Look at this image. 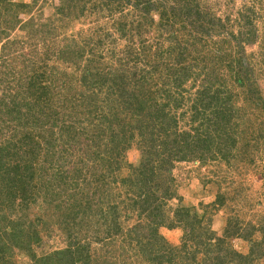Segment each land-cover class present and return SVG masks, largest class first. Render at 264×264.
<instances>
[{
  "label": "trees",
  "instance_id": "obj_1",
  "mask_svg": "<svg viewBox=\"0 0 264 264\" xmlns=\"http://www.w3.org/2000/svg\"><path fill=\"white\" fill-rule=\"evenodd\" d=\"M106 1L112 14V29L116 33L108 32L105 36L97 35V39H92L93 34L90 30L87 38L81 34L82 45L70 41L65 48L60 49L61 54H73L75 51L72 50L75 49L72 45L75 44L76 50L84 51L83 57L88 55V58L82 71L63 72L60 90L66 93L65 100L72 106L70 118H75L62 124L63 134H67L66 142H69L67 148L64 145L58 148L62 137L56 139L54 133L51 141L48 138L45 140L47 162L40 168H47V176L34 182L39 171L37 162L43 148L40 146L41 141L34 139V136L25 131L27 121L24 122L23 118H18L17 122L12 118L4 120L0 118L1 133L7 135V139L0 144V180H3L0 182L6 184L0 189L1 202L13 205L12 196H8V184L12 186V183L6 178L12 171H16V175L11 177V180H15L13 187L17 193L23 194L26 203L35 204L43 200H48L49 204L57 202L58 210L62 209L67 213L65 223L67 219L74 222L73 218L75 220L78 216L82 217L93 208L86 188L95 187L100 190L101 185L106 183L105 177L108 178L107 164L110 163L112 173L111 163H118L122 149H119L121 144L115 141L116 137L122 135L127 142H133L137 137L141 153L140 163L133 166L132 176L122 178L128 192L133 190L132 192L137 194V199L128 196L129 203L124 208L128 214L136 210L139 214L149 211L154 222L151 227L147 224L139 225L140 230L135 232V235L139 234L137 249L141 252L143 262L148 264H188L187 259H179L178 262L175 259H166L171 246L167 245L165 248L160 246L157 228L161 225L174 228L175 224L167 225L162 221L161 204L157 206L153 203L159 198L155 195L156 192L149 191L148 183L155 181V178L166 170L163 165L169 163L173 167L170 158L175 162L198 160L205 163L210 158L213 160L227 158L233 149L241 156L242 152L238 149L240 141L247 148L253 146V140L257 139L253 129L248 134L249 126L245 123L238 133L236 130L241 124H236L235 119L241 121L248 115L240 111L241 107L237 103L240 94L237 90L240 88L248 90V94L252 96L259 92L254 78L257 72L255 60L248 58L245 52L247 46H253L259 39L254 28L255 21H259L258 10L254 5L245 7L240 13L242 18L238 23H243L242 27L248 28L240 29L237 35L233 33L230 37L223 33L226 27L222 16L216 15L210 11L211 9L208 12L201 9V0H183L184 5L178 7L175 4L169 11H164L166 6L164 2L160 8L162 2L160 0ZM18 5L23 6L22 3ZM129 5L139 12L136 14L133 11L134 17L127 11L126 7ZM10 6L13 7L14 3ZM74 6L73 3L64 6L65 10L61 13L69 16L77 12L82 15V10L86 9V3L83 6ZM117 13L121 14L119 18L114 16ZM4 14L6 19L0 25L13 28L16 22L14 19H8L9 13ZM155 14L159 15L158 25L162 34L157 35L155 43L151 44L150 38L144 37L149 32H144V27H149V30L152 28L153 22H156ZM178 17L189 30L182 35L178 33L180 31ZM7 33L5 30L1 31L4 36ZM49 42L50 40L48 44ZM136 43H142V48L138 51L133 49L138 46ZM235 48L237 51L233 53L232 50ZM50 49L55 51L54 48ZM32 52L37 55V50ZM49 53L51 55L50 51ZM81 56L73 54L67 57L66 61L70 60L72 63L78 60L77 67H80L79 63L83 61V58L80 59ZM204 58H208L209 61L204 62ZM39 60L40 58H37L36 62ZM223 72L226 75H223ZM46 74L36 72L33 82L28 79L29 86L24 87V93L27 94L26 91L31 90L32 83L34 88L43 89L42 83ZM3 82L0 109L7 108L9 113L17 110L23 116L27 115L25 109V106L28 107L26 103H29L27 98L23 99L20 94L13 95L9 92L10 87L15 84L12 76L6 77ZM187 83L188 88L185 86ZM79 115L84 116L95 133L94 145L82 147L83 151L75 155L70 147L73 145L71 141L77 138V127L84 122ZM187 115L191 132L178 129V125ZM25 154L32 155L31 160H26ZM121 166L116 165L119 169ZM37 188L43 197L35 193ZM27 189L32 192L28 198ZM111 206L113 205H109L111 210L108 213L112 220L119 224L122 210L120 206L115 205L113 209ZM193 210L192 207H184L177 211L176 218L180 226L186 228L195 223L198 213ZM20 220L4 218V225H0L3 230L0 233L1 249H23L24 247L20 245L23 243H26V247L32 248L41 243L42 237L37 221L31 219L23 224ZM243 227L238 221L236 223L229 221L226 233H231L222 240L226 241V244L219 243L220 249L228 246L227 239L235 237L251 243L250 253L245 255L234 250L227 257L220 255L223 257L215 264H252V255L255 251L261 252L259 257L264 255V221L258 225L249 224L246 227L249 232L241 229ZM146 228H150L151 233L146 234ZM132 231L135 230H130V233ZM255 234L262 235V240L256 241ZM3 236H7L10 241L2 242ZM216 244L210 245L209 252L217 251ZM85 251L87 248L84 245L79 244L76 248L70 243L67 248L57 249L43 256L32 252L31 258L33 261H40V264H78L80 259H89ZM220 253L218 252V255Z\"/></svg>",
  "mask_w": 264,
  "mask_h": 264
},
{
  "label": "rangeland",
  "instance_id": "obj_2",
  "mask_svg": "<svg viewBox=\"0 0 264 264\" xmlns=\"http://www.w3.org/2000/svg\"><path fill=\"white\" fill-rule=\"evenodd\" d=\"M160 1H162L160 8L163 7V2L166 5L164 11H169L175 4L178 7L184 5L183 0ZM201 1V9L206 12L211 9L210 11L216 15L222 16L226 27L223 29V33L230 37L233 33L237 35L240 29L246 30L248 28L242 27L243 23H238L239 19L242 18L240 13L245 7L254 5L258 10L259 21H255L254 28L259 39L253 46H247L245 52L248 58L255 60L256 65L255 63L254 65L257 72L254 78L257 83L256 89L259 92L252 96L248 94V90L242 88L237 90L240 94L237 102L241 107L240 111L248 115L244 116L245 120L244 118L241 121L235 119L236 124H241L236 130L238 133L241 132V127L247 123L249 126L248 134L253 129L257 139L253 140V146L251 145L249 148L242 141L238 143V149L242 152L241 156L233 149L227 158L217 160L210 158L205 163L198 160L175 162L170 158L173 167L169 163H167L168 165L162 164L166 170L156 177L155 181L149 182L148 186L149 191L156 192L155 195L159 198L153 203L157 206L161 204L162 221L167 225L175 224L174 228L162 225L157 228L160 246L164 248L167 245L171 246V251L166 255V259H175L177 262L179 259H187L188 264H215L223 257L220 255L227 257L234 250L247 255L251 250L250 242L235 237L227 239L228 246L220 249V244H226V241L222 242L223 238L226 239L228 233H231H226L229 228V221L240 222L244 226L241 229L248 232L249 229L246 227L249 224L258 225L264 221V104H262L264 103V6H262L264 0ZM10 2L14 3L13 7L10 6ZM18 3H22L23 6H19ZM72 3L75 5L74 7L83 6L86 3V9L82 10V15L77 12L74 15L69 14V16L61 13L65 10L63 9L64 6H69ZM107 3L106 0H0V24H3L6 19L4 12L10 14L9 20L14 19L16 22L13 28L0 25V97L4 89L3 81L6 77L12 76L15 84L10 87L9 92L13 95L20 94L21 98H27L26 100L29 101L26 103L28 107L25 106L27 115L23 116L17 110L9 113L8 109L4 108L0 109V118L2 117L3 120L12 118L16 122L18 118H23V121L26 120L28 123L25 131L34 136V139L41 141L40 146L43 149L37 162L39 171L34 182H38L48 175L47 168H40L42 165L45 166L44 163L47 162L45 140L48 138L51 141L54 133L56 139L59 136L62 137L58 143V148L62 145L67 148L69 145V142H66L67 134H63L62 124L75 117L70 118L72 106L65 100L66 93L60 90L63 72L82 71L86 66V58H88V55L83 57V55L85 56L84 51L76 50L77 47L73 44L72 48L75 49L72 50L75 51L73 54L82 55L80 59L83 58V61L79 63L80 67H77L78 60L72 63L70 60L66 61V58L73 54H61L60 49L65 48L70 41L82 45L81 34L87 38L90 30L93 31H91L92 39H97V35L98 37L105 36L108 32L116 33L112 29L113 19L108 8L109 3ZM126 8L134 17L132 12L135 13L136 10L133 6L129 5ZM138 13L136 12V14ZM158 14L154 15L156 22H153V26L150 23L152 26L150 30L149 27H144V32L149 31L144 37L150 38L151 44L155 43L157 35L162 34L160 25H158L160 23ZM120 15L117 13L114 16L119 18ZM178 18L180 26L178 33L182 35L189 30L183 26L185 24L182 19ZM228 22L229 24H227ZM3 30L8 32L6 36L1 34ZM193 32L195 33V31ZM48 40H50L49 44ZM125 44L128 43L125 42ZM50 48H54L55 51ZM141 48L142 43L133 49L138 51ZM48 49L51 52V58ZM34 50H37V55L33 54L32 51ZM232 51L235 53L237 50L235 48ZM37 58L40 60L36 62ZM207 60L209 61L208 58H204L203 61ZM226 69L228 68L226 67ZM36 72L47 73L42 83L43 89L34 88V83H32L31 90L26 91L27 94L24 93V87L28 88L29 81H32ZM223 75L226 73L223 72ZM185 86L188 88L189 83ZM54 90L55 92H52ZM31 102H34V105ZM240 116L242 115L240 114ZM79 117L84 119V122L83 125L77 127V138L71 141L73 145L70 147L75 155L83 151L82 147L94 145L95 133L92 132L90 124L85 121L84 116L79 115ZM110 117L112 119L111 115ZM55 123L57 124L54 125ZM178 129L180 131H192L188 115L185 120L180 122ZM6 139L7 135L1 133L0 129V144ZM116 139L115 141L121 144L119 149H122L118 163H111L113 166L112 173L110 163L107 164L109 167L108 178L105 177L106 183L101 185L100 190L95 187L86 188L88 199L92 202L93 208L86 215L78 216L75 220L73 218L74 222L67 219L65 223L67 213L62 209L58 210L57 202L49 204L48 200H43L35 204L26 203L23 194L17 193L13 187L15 180H11V177L16 175V171L9 174L6 179H9L8 181L12 183V186L8 184V196H12L13 205L12 203L3 204L1 202L2 195H0V225H4V218L8 220L21 219L23 224L34 219L37 221L42 241L32 248L26 247V243L20 244L24 247L23 249L0 248V264H40V261L32 260V252L38 256H43L54 250L67 248L70 243L76 248L79 244L87 248L85 254L89 256V259H80L78 264H148L143 262L141 252L137 249L139 234H135L137 230H140L139 225L147 224L151 227L154 222L149 211L143 214H139L138 210L131 214L125 212L124 207L129 203L128 196L137 199V194L132 192L133 190H131L132 193L128 192L127 185L122 182V178L132 176L133 166H138L140 163L141 153L137 142L139 138L136 137L133 142H127V139L120 135ZM243 141L249 142L248 140ZM109 145L111 146V144ZM243 149L248 151L244 152ZM25 155L26 160H31L32 155ZM116 165L119 167L122 165V168L119 169ZM5 185V182H0V189H3ZM31 193L27 189V198ZM35 193L43 197L38 188ZM109 205H113L111 206L112 209L115 205L120 206L122 212L119 224H116L108 213L111 210ZM184 207H192L194 208L193 211L198 213L195 223L186 228L183 225L180 226L176 218L177 211ZM150 222L151 224H149ZM231 227L229 230L232 229ZM1 229L0 233L3 231ZM9 229L7 232L10 231ZM130 230L135 231L130 233ZM149 233H151V229L146 228V234ZM254 239L260 241L262 235L255 234ZM1 241L9 242L10 240L7 236H3ZM212 244H216L218 248L217 251L211 253L209 250ZM218 252L221 253L218 255ZM260 254V251H255L252 255V264H264V255L259 257Z\"/></svg>",
  "mask_w": 264,
  "mask_h": 264
}]
</instances>
